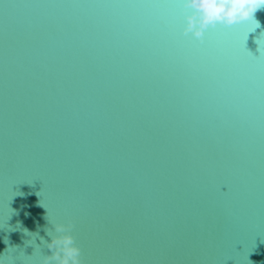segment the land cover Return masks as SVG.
<instances>
[{"label":"water","instance_id":"95a60500","mask_svg":"<svg viewBox=\"0 0 264 264\" xmlns=\"http://www.w3.org/2000/svg\"><path fill=\"white\" fill-rule=\"evenodd\" d=\"M188 14L0 0V254L50 220L83 264H264V11L203 43Z\"/></svg>","mask_w":264,"mask_h":264},{"label":"clouds","instance_id":"9594fccd","mask_svg":"<svg viewBox=\"0 0 264 264\" xmlns=\"http://www.w3.org/2000/svg\"><path fill=\"white\" fill-rule=\"evenodd\" d=\"M183 7L185 12L191 10V14L186 15L185 35L192 33L203 43L205 32L210 27L215 28L218 24L231 27L240 23H250L253 27L247 33L246 41L249 33L261 28L259 20L256 19V13L264 11V0H183ZM262 40H264V32H261L260 36L255 39L260 54ZM47 219L49 220V218ZM49 223L51 227L46 229V233L51 237V242L43 237H39V239L50 254L43 255L40 245L36 244L38 232L31 233L24 229V234L31 237L30 240L25 241V245H34L35 251L31 255H27L23 250H19V246L10 245L4 254H0V264H16L17 260L21 264H32L37 255L42 257V264H83L81 249L77 246L75 237L72 235V230L75 227L74 222L54 223L49 220ZM5 243L8 244L7 239ZM18 251L19 255H17Z\"/></svg>","mask_w":264,"mask_h":264}]
</instances>
